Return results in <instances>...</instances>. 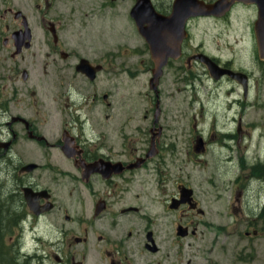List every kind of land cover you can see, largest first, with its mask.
<instances>
[{"label": "flooded vegetation", "instance_id": "obj_1", "mask_svg": "<svg viewBox=\"0 0 264 264\" xmlns=\"http://www.w3.org/2000/svg\"><path fill=\"white\" fill-rule=\"evenodd\" d=\"M59 1L0 0V60L11 62L13 86L11 96H0V264H218L204 254L220 248L221 237L264 235V157L248 155L251 133L242 125L247 105L259 99L252 95L259 81L199 41L206 24L218 28L228 50L230 39L253 38L264 64L256 2L104 0L103 8L121 6L122 32L137 41L113 48L103 32L79 31L89 44L68 32L52 13ZM150 38L168 56L151 86ZM122 51L148 63L112 64ZM204 57L219 69L211 71ZM30 70L41 72L32 86ZM116 70L130 80L131 71L150 73L147 110L125 111L118 88L107 89ZM167 76L172 92L162 87ZM204 79L225 90L227 113L240 107L228 122L233 128H218L214 113L210 127L198 129L195 116L162 111L165 96L195 101L190 94ZM217 148L243 151L237 167L247 175L202 176L193 186L183 168L195 159L206 169L208 158L217 167ZM225 192L226 212L218 208ZM222 213L234 217L231 226Z\"/></svg>", "mask_w": 264, "mask_h": 264}, {"label": "rangeland", "instance_id": "obj_2", "mask_svg": "<svg viewBox=\"0 0 264 264\" xmlns=\"http://www.w3.org/2000/svg\"><path fill=\"white\" fill-rule=\"evenodd\" d=\"M76 1V2H75ZM80 2V5L78 4ZM104 0H61L57 4V8L52 12L54 16L62 15L64 23V28L70 33H72L75 37H82L79 35V31L88 32V31H96L97 34L99 32H103L105 37L111 38V45L113 48L122 47L125 45L133 46L136 43V40L126 39L125 34L122 32L123 28V19L120 17V8L106 9L101 7L102 2ZM121 5V4H119ZM72 11V12H71ZM83 27V28H82ZM207 38L204 40L199 39V41H203L204 48L210 54L220 57L222 60H230L233 62L236 68H245L251 73L254 74L253 78L258 79V84L253 83L252 95L259 97L257 102L249 103L245 109L246 115L242 116V125L244 128L249 130L251 133V141L249 144V149L247 151L250 157L257 159L258 156L261 158L264 157V64H259V60H257L256 56V46L254 43V39L250 37H246L244 39H230V42H235L233 50L225 49V44L227 43L225 40L220 38L217 35L218 28L213 31L214 26L212 24H206ZM204 32V29L201 30ZM93 34V33H92ZM82 42L86 41L87 44L91 41V38L86 36L82 37ZM98 38V37H97ZM139 41V40H138ZM197 41V40H196ZM140 42V41H139ZM218 43V44H217ZM86 44V46H88ZM128 48V47H127ZM224 48V49H223ZM121 54H113L111 58V63L114 65L117 64H140L148 63L146 56H141L137 54H129L126 55L124 51ZM2 59V56H1ZM7 63L11 64L10 61L4 62L0 60V96H11L12 88L9 84V79H6L7 75ZM137 70L139 68L135 67ZM135 74V78L130 80L128 79L129 73L122 72L120 75V71L116 70L114 72V76H112L109 90L117 89L119 96L115 99L120 101L123 98L125 99L126 106L124 108L125 111H131L134 113L144 112L149 108V104L146 101V97L144 94L148 90V78L150 76L149 72L140 71H131ZM40 71L38 70H30L28 71L29 77L31 76L32 82L29 83V86H32L37 77L40 75ZM137 73V74H136ZM20 79V75H19ZM103 77L100 78L102 80L100 83L105 84L103 81ZM164 85L162 87L166 88V90L174 91L175 88L172 87L170 83V77L167 76L164 81ZM28 85V84H27ZM26 85V86H27ZM197 92L194 91L190 94L191 99H194V95L196 100L191 102L188 105V96L185 94L178 95L177 98H166L162 99V111L168 116H173L174 114L184 113L186 115L195 116L198 119V129H206L210 127L212 123V113H214V117L216 118L217 127L220 129L225 128H233L235 125L229 124L228 122L231 119V115L234 110H241L240 107L236 108L234 104L231 105V112L227 113L228 105L225 100V90L216 91L213 83L204 79L203 82L197 83ZM116 86V87H113ZM118 86V87H117ZM141 91V96L138 93ZM143 95V96H142ZM177 100V102H176ZM153 108V105H152ZM203 116V118H202ZM221 137H218V140ZM218 143V142H217ZM220 145V143H218ZM243 151H237L231 153L223 148H217V152L215 153V158L217 159V167H214L212 164V159L208 158V167L205 169V166H200L193 162L187 167L183 168V172L188 173L191 176V184L193 186H199L200 180L205 176H221L225 181L232 179L237 174L242 175V172L247 175L248 170H242L241 167H237L240 165L241 156ZM210 157V155H209ZM232 161L231 163H227L226 161ZM215 162V164H217ZM175 172H178L175 169ZM179 175L181 173L179 172ZM200 190V188H199ZM251 191V188H250ZM220 193V192H219ZM221 196V194H220ZM230 202V193L225 192L222 195V199L220 201V209H224L226 212L227 204ZM152 206V205H149ZM154 207V206H152ZM159 206L155 208L158 211ZM234 217H228L225 213H222V218L220 219L223 225L231 226ZM244 230L242 224L239 225L238 230ZM227 230L230 231L229 228ZM242 236V235H241ZM8 235L2 238L3 244H7ZM250 242V243H248ZM220 248H218L214 253L208 255L205 252V257L208 260L218 261V264H264V235L262 231H259V236L254 238L251 241H247L245 239L237 237H221L220 239Z\"/></svg>", "mask_w": 264, "mask_h": 264}, {"label": "water", "instance_id": "obj_3", "mask_svg": "<svg viewBox=\"0 0 264 264\" xmlns=\"http://www.w3.org/2000/svg\"><path fill=\"white\" fill-rule=\"evenodd\" d=\"M256 2L259 8L258 12V20L256 22L255 27V33H256V44H257V52L258 57L261 61H264V0H252ZM151 46V59L153 60L155 64V68L151 72V79L149 81V86L152 85V83L157 82L159 75L161 74V68L165 64V60L168 58L167 54L161 53L157 48L159 46H154L153 44H161L159 39L156 38H150V40L147 41ZM175 56V55H171ZM175 58V57H173ZM204 62L209 64V69L212 71L214 69H219L217 66H215L214 63H212L207 57L203 58ZM227 73L238 76V73H233L231 71H227Z\"/></svg>", "mask_w": 264, "mask_h": 264}]
</instances>
